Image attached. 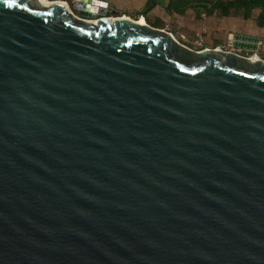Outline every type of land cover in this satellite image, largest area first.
I'll return each mask as SVG.
<instances>
[{"label": "water", "instance_id": "water-1", "mask_svg": "<svg viewBox=\"0 0 264 264\" xmlns=\"http://www.w3.org/2000/svg\"><path fill=\"white\" fill-rule=\"evenodd\" d=\"M50 1L0 0V264H264L257 36Z\"/></svg>", "mask_w": 264, "mask_h": 264}, {"label": "crops", "instance_id": "crops-1", "mask_svg": "<svg viewBox=\"0 0 264 264\" xmlns=\"http://www.w3.org/2000/svg\"><path fill=\"white\" fill-rule=\"evenodd\" d=\"M99 1L106 3V8L102 7L104 9L105 15L119 16L123 14L125 16L134 19L136 15L133 18L131 14H137V12H141L144 15L142 16L144 23H146L145 22L146 18H149L151 22H153V24H149L150 26L169 31L171 35L178 42L195 50L201 48L221 47V45L225 40V36L228 32H242V33H249L258 36V33L264 29V27L257 26L254 20L250 22H246V24L241 23L247 20L244 19L242 16H238V18H240V21L232 22L229 20L231 17L221 16L215 10L212 11L211 13H206L205 11L199 12L196 11L194 8L187 7L182 13H176V12H169L165 8L155 3L151 5V7L147 12L143 13L142 10L146 6L147 3L146 0H99ZM173 24L175 25V29H173ZM196 26H200V30H201L200 36H202L203 33L207 34L206 35L208 37L207 42H202V40L200 42H197L193 37H192L193 39L188 38V43L190 44L192 43L196 45V46H192L185 42H181L177 39L176 31L180 35L184 36V34L180 33L183 28L186 27L195 28ZM166 27H168V29H166ZM255 54L257 57L262 58L257 54V51H255Z\"/></svg>", "mask_w": 264, "mask_h": 264}, {"label": "trees", "instance_id": "trees-1", "mask_svg": "<svg viewBox=\"0 0 264 264\" xmlns=\"http://www.w3.org/2000/svg\"><path fill=\"white\" fill-rule=\"evenodd\" d=\"M146 10L155 2L154 0H146ZM187 7L194 8L196 11H205L211 13L216 11L221 16H229L232 11L241 12L243 18L249 16V12L253 8H257L258 12L254 18L255 24L264 27V0H169L166 10L169 12L182 13Z\"/></svg>", "mask_w": 264, "mask_h": 264}, {"label": "rangeland", "instance_id": "rangeland-1", "mask_svg": "<svg viewBox=\"0 0 264 264\" xmlns=\"http://www.w3.org/2000/svg\"><path fill=\"white\" fill-rule=\"evenodd\" d=\"M65 2L71 6V1H70V0H65ZM145 8H146V7H145ZM145 8L142 10V12L148 11V9L146 10ZM72 11H73L74 13L77 12L76 9H74V8H72ZM257 12H258V9H257V8H253V9H251L250 12H249V16H248L247 18H244V19H247V20H245V22L243 21V22H241V23L246 24V22H250V21L254 20V18H255V16H256ZM127 13H128V12H127ZM138 13H140V12H137V14H138ZM230 13H232L231 15L228 16V17H231V18L229 19L230 21H232V22H234V21H240V18H238V16H241V12H235V11H232V12H230ZM137 14H131V15H132L133 18H134L135 15H136V17H137ZM106 16H108V15H106ZM235 18H238V19H235ZM145 22H146L147 24H153V22H151V20H150L149 18H146ZM170 23H172V22H170ZM173 29H175V25H174V24H173ZM237 29H238V28H237ZM241 30H242V29H241ZM180 33L184 34V36H183V35H180V34L176 31V37H177V39H178L179 41H181V42H185V43H187V44H190V43H188V38L191 39L192 37H193L197 42H200L201 40H202V42H207V41H208V37L206 36V35H207L206 33H203L202 36H200V35H201L200 26H196L195 28H188V27L183 28V29L181 30ZM214 35H215V34H214ZM193 38H192V39H193ZM257 38H259V40H258V45H257V49H256V51H257V54H258L259 56L262 57V58H260V59H263V60H264V29H263L261 32L258 33ZM190 45H192V46H196L195 44H192V43H191ZM242 52H243V53H247V52H245V51H242ZM248 53H249V52H248Z\"/></svg>", "mask_w": 264, "mask_h": 264}, {"label": "bare ground", "instance_id": "bare-ground-1", "mask_svg": "<svg viewBox=\"0 0 264 264\" xmlns=\"http://www.w3.org/2000/svg\"><path fill=\"white\" fill-rule=\"evenodd\" d=\"M37 1H38L40 4H42V5H47V4L51 3L50 0H37ZM57 2H59L60 4H62V5L65 6V7H67V5H66L64 2H62V1H60V0H58ZM98 6H99V7H103V6H104V3H103L102 1H99V0H92V3H91V5H90V12H96V9H97ZM67 9H68V7H67ZM113 17H114V16H108L109 20H114ZM118 18H119V19H120V18L131 19V20H134L135 22H138V23H140V24H143V23H144L142 19H141V21L139 22L138 20L132 19V18H130V17H128V16H125V15L118 16ZM91 21L95 22L94 19L91 20ZM256 57H257V56H255V58H256Z\"/></svg>", "mask_w": 264, "mask_h": 264}, {"label": "flooded vegetation", "instance_id": "flooded-vegetation-1", "mask_svg": "<svg viewBox=\"0 0 264 264\" xmlns=\"http://www.w3.org/2000/svg\"><path fill=\"white\" fill-rule=\"evenodd\" d=\"M69 8V11L73 14V15H77V13H74L73 11H72V8L70 7V5L69 4H67V3H65ZM155 4V3H154ZM165 9H166V7H165ZM149 10V9H148ZM145 12H147V11H145ZM145 12H143V13H145ZM103 15H105V14H103ZM121 15H123V14H121ZM121 15H119V16H121ZM98 16V15H97ZM106 16V15H105ZM142 16H144L143 14H142ZM141 15H139V16H137V17H135L134 19L135 20H138L139 22L141 21V18H142V20H143V17H142ZM143 22H144V20H143ZM245 52H247V53H243L242 51L240 52V54H242V55H249V54H251V52L250 51H246V50H244ZM249 52V53H248Z\"/></svg>", "mask_w": 264, "mask_h": 264}, {"label": "built area", "instance_id": "built-area-1", "mask_svg": "<svg viewBox=\"0 0 264 264\" xmlns=\"http://www.w3.org/2000/svg\"><path fill=\"white\" fill-rule=\"evenodd\" d=\"M60 1L66 3L65 0H60ZM70 1H72V0H70ZM103 7L106 8V3H104V6Z\"/></svg>", "mask_w": 264, "mask_h": 264}]
</instances>
